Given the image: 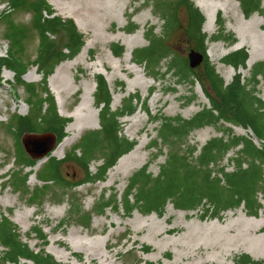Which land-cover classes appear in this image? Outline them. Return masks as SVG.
Instances as JSON below:
<instances>
[{
	"label": "rangeland",
	"instance_id": "rangeland-1",
	"mask_svg": "<svg viewBox=\"0 0 264 264\" xmlns=\"http://www.w3.org/2000/svg\"><path fill=\"white\" fill-rule=\"evenodd\" d=\"M121 1L120 3L115 1V14L110 16V20L106 19L104 22L101 21V10L95 13L97 17L100 15V20L94 19L96 18L94 12L90 10L92 6L102 8L114 0H44L52 17L62 21H72L78 34L83 37L84 45L88 43L87 49L83 45L81 53L79 52L74 58L56 66L45 84L43 83L44 70H39L40 68L36 66H29L22 77L24 84L34 86L39 98L44 99L43 90H47L53 99L58 116L69 120L64 127L66 145L63 150L55 149L56 138L43 131L23 134L19 140L16 138L18 133L16 125H10L13 117L29 116L32 108L24 103L27 93L23 86L17 85L13 73L6 69L2 70L0 75V214L16 227L21 242L27 244L30 250L38 252L39 249H43L45 254L51 256L59 264H174L178 252H184V249L197 239L191 237L192 240H182L181 244L185 248L169 247L159 255L158 245H163L165 239H178L179 237L164 235L161 237L163 240L160 238L151 240L145 232L137 233L136 226L146 222L153 217L152 215L159 219L167 217L165 227L176 223L180 229H183L182 222L192 223L200 231L196 237L208 236L212 241L217 242V245H212L209 251L202 248L199 254H190L187 259L176 261V264H200L203 260H207V264H236V261L244 255L252 261L264 264V258H261V253L264 251V194L261 192L257 194L261 210L255 217L247 215L243 207L218 215L210 210L205 212V205L193 211H180L176 210L169 201L164 209L157 213L145 214L142 209L138 208L127 216L121 209L122 200L132 175L143 167H147V173L155 178L170 154L178 153L187 157L188 152L194 149L193 157L196 158L205 144L213 139L226 136L225 133L228 130L232 131L231 135L244 138L259 149L264 147V141L254 136L249 128L243 129L241 126L222 121L217 125L194 130L183 140L175 141L174 148L168 144H161L157 139L160 119L179 117L190 120L203 107H210L203 92V88L208 87L203 73L206 62L225 85L230 84L236 74L240 75L243 83L250 82L252 67L264 62V0H261V11L248 18L243 16L238 0H209L219 7L211 23L194 2L189 0L204 18L201 32L206 37L205 57L200 51L201 47L194 27L189 28L184 9L179 5L178 0H161L167 15L173 12L176 16L177 23L170 30L165 29L166 17L156 7L158 0ZM3 2L0 0V16L7 9ZM64 5H66V10H62ZM87 5L90 10H86ZM27 7L10 10L8 19H0V59L8 57L9 54V42L5 35L8 30L7 23L10 20L17 27L26 30L21 56L23 61L29 63L37 60L38 33L32 26L34 14L27 10ZM69 7H80V14L87 17L86 20L84 19L86 27L82 28L85 33L80 32L73 18L69 17L70 13L79 18V14L72 13ZM254 15L259 16L255 19L257 23L250 22ZM144 18L147 21H144ZM218 23H221V27ZM208 26L211 27V31L207 30ZM220 30H222V38L217 42L213 41ZM149 31H152V35L162 41L168 53V57L154 70H146L144 67L133 64L135 52L148 46L146 39ZM241 31L244 33L243 36ZM117 32L130 39L131 43L116 38ZM47 36L57 51L66 43V37L62 32ZM228 37L233 39L232 43L226 40ZM115 46L122 48L118 57L111 52ZM239 50H244L247 53V60L253 58V61L251 64L246 61L244 68L240 67L235 70L227 66L224 60L228 54ZM63 53L68 54V50H64ZM194 53L201 54L202 61L190 68L189 56ZM79 54L82 56L76 66L64 67L59 74L56 73L59 66L69 65L70 61ZM176 58L180 60L182 69L187 72L186 76L179 75L180 77L177 78L167 70ZM119 66L127 69L126 73L119 71L117 69ZM56 75L67 84L60 95L56 94L52 83ZM97 76H102L109 87L110 113L121 109L129 97L138 98L140 104L136 105L135 112L117 120L120 129L119 138L127 140L133 146L131 150L118 158L113 167L121 158L134 152L135 158L140 159V162L133 161L124 166L113 180L108 177L113 170L111 167L104 175L103 181L87 182L86 176L93 177L102 170L104 156L96 152L95 160L90 161L88 167L71 163L67 156L72 149L80 145V140L84 135L102 131L99 122L100 108L94 97ZM135 78H138L140 83L134 84ZM192 82H194L193 85H191ZM255 90L256 97L264 102V80L262 78H259V84ZM82 104H85L84 109L91 117L89 124H86L83 130H79V124L74 115L76 109ZM46 108L48 106L44 104L43 111ZM134 117L140 121L137 132H134V127L129 131L130 123L128 122ZM156 119L158 121H155ZM12 128H15L14 131ZM70 128L73 130L67 132L66 130ZM238 130H242V133ZM28 143L31 144L29 147L32 151L38 148L39 154L33 157L36 161L34 167L22 169L16 166L14 157L17 153L20 155L21 150L19 149ZM104 143L107 147V143ZM142 145L145 147H141ZM238 150L239 148L231 149L223 160L211 165L210 169L216 171L223 167L231 172L233 170L232 160L237 157ZM76 153L80 157V151ZM49 157L63 162L59 170L63 185L56 184V182L55 184H44L38 179ZM17 173H20V177L26 176L24 187L14 186L13 178ZM38 191H42L43 196L41 194L33 203H30V194ZM105 203H109L111 207L100 213L98 206ZM117 205L118 208H115ZM169 206L172 207L171 210L167 209ZM240 211L243 215L239 213ZM82 215L88 217V220L82 221L80 219ZM205 227H210V229H204ZM35 229L41 230L46 238L45 244H42V241L33 233ZM202 233L203 236H201ZM95 241L98 242V247H80L81 242L92 244ZM219 245L224 249L223 252L229 250L228 255L219 256L216 251L217 248L220 249ZM145 249H148L146 254ZM4 251L5 248L0 245V257ZM56 254H67V258L56 259ZM0 264H3L1 259ZM19 264L33 263L20 260Z\"/></svg>",
	"mask_w": 264,
	"mask_h": 264
},
{
	"label": "trees",
	"instance_id": "trees-1",
	"mask_svg": "<svg viewBox=\"0 0 264 264\" xmlns=\"http://www.w3.org/2000/svg\"><path fill=\"white\" fill-rule=\"evenodd\" d=\"M2 1H4L3 5H6L7 9L0 16V19H8L10 10L14 11L28 6L27 10L34 14L32 26L38 33L37 60L25 63L21 56L26 30L17 27L10 20L7 23L8 30L5 38L8 39L10 48L8 57L0 59V75L3 69L13 73L17 85L23 86L27 93V99L24 103L27 107L32 108L29 116L13 117L10 125H16L18 133L15 136L18 140L23 134L43 131L53 135L57 145L65 137L64 127L69 120L58 116L53 99L47 90H43L45 98H39L34 86L24 84L22 77L26 74L29 66H36L38 69L40 68L39 70H44L43 83L45 84L56 66L74 58L81 51L84 45L83 37L78 34L72 21H62L52 17V13L44 0H32L31 2L29 0ZM238 2L245 18L261 11V0H238ZM178 3L184 9L189 28L194 27L195 35L201 47L200 51L205 57L204 43L206 37L201 32L204 18L189 0H178ZM156 7L166 17L165 29L173 28L174 24L177 23L173 12L167 15L161 0H158ZM218 25L221 27V23ZM60 32L64 33L66 43L57 51L47 35L54 36ZM221 32L222 30L213 41L217 42L222 38ZM146 40L148 46L135 52L133 64L144 67L146 70H154L160 62L168 57V53L162 41L152 35V31H149ZM226 40L231 43L233 41L230 37ZM64 50H68V54H64ZM111 52L115 57H118L122 48L115 46ZM246 61L247 53L244 50H239L228 54L224 63L238 70L240 67H245ZM167 70L177 78L180 77L179 75L186 76L187 73L182 69L181 62L177 58L173 60ZM203 73L204 79L208 83V87L203 88V92L210 103V107H203L190 120L179 117L160 119L157 139L160 140L161 144H168L174 148L175 141L183 140L194 130L209 125H217L221 121L231 123L234 126H241L243 129L249 128L254 136L264 141V102L255 94L259 78L264 80V62L257 63L252 67L249 83H243L240 75L236 74L233 81L225 85L208 62L205 63ZM95 84L94 97L100 108L99 122L102 131L84 135L80 140V145L72 149L67 156L71 163L84 167H88L90 161L95 160L96 152L104 156L102 170L93 177L86 176L87 182L103 181L104 175L114 166L118 158L132 149V143L119 138L120 129L117 120L132 115L136 105L140 104L137 97L131 96L125 101L121 109L110 113L111 93L105 79L102 76H97ZM193 84L194 82L191 83V85ZM44 104H47L48 108L43 111ZM12 129L14 131L15 128ZM231 134L232 131L228 130L225 133L226 136L209 141L201 148L196 158L193 157L194 149L188 152L187 157L178 153L170 154L159 175L155 178L147 173V167H143L133 174L129 179L121 204L124 214L128 216L138 208L142 209L145 214L161 212L169 201L176 210L180 211H193L205 205V212L210 210L218 215L228 210L243 207L247 215L255 217L261 210L257 201V194L260 192L264 194V147L259 149L252 142ZM104 142L107 143V147L104 146ZM236 148L239 150L237 157L232 160L233 170L231 172L226 171L223 167L216 171L210 169L211 165L223 160V157L231 149ZM19 150H21L20 155L17 153L14 157L16 166L22 169L34 167L36 161L25 153L23 146ZM76 151H80V157L77 156ZM61 163L63 162H58L49 157L38 179L44 184H55L56 182V184L63 185L59 174ZM19 175L20 173H17L13 178L14 186L24 187L26 176L20 177ZM42 193V191L31 193L30 203H33ZM110 207L109 203H105L98 206V210L102 213ZM115 208H118V205ZM80 219L85 222L88 217L82 215ZM33 233L42 241V244L46 243V238L40 229H35ZM0 245L5 248L0 257L3 264H19L20 260L33 264H59L51 256L45 254L43 249H39L38 252L30 250L27 244L21 242L16 227L1 214ZM147 251L148 249H145V252H142L146 254ZM236 264H263V262L252 261L244 255L236 261Z\"/></svg>",
	"mask_w": 264,
	"mask_h": 264
},
{
	"label": "bare ground",
	"instance_id": "bare-ground-1",
	"mask_svg": "<svg viewBox=\"0 0 264 264\" xmlns=\"http://www.w3.org/2000/svg\"><path fill=\"white\" fill-rule=\"evenodd\" d=\"M115 1L117 3H120L122 2L121 0H114V2H111V3H108L106 6L102 7V8H97L95 6H92L91 10L89 9L88 5L86 6V10H90L94 16L96 18L94 19H99L100 15H101V21H104L107 19V20H110V16H112L113 14H115V11H116V5H115ZM195 4V6L200 10V12L204 15V17H206L208 19V21L211 23L212 21V17L213 15L219 10V7L210 2L209 0H192ZM214 2V1H213ZM57 6V5H56ZM60 6V4H59ZM63 6V5H62ZM61 6V7H62ZM97 6V5H96ZM66 5H64V7L62 8V10H66L65 9ZM69 10L74 13H78L79 14V18H77V16H73V15H70L69 13V17L73 18V20L75 21L76 23V26H77V29L80 31V32H83L85 33L82 28H85L86 27V24L84 22V19L86 20V16L80 14V7H69ZM99 10L102 11V14L100 13L99 17H97L95 15V13H99ZM119 16V15H118ZM259 16L257 15H254L252 17V19L250 20V22H255L257 23V21L255 19H258ZM100 20V19H99ZM144 21H147L145 18H144ZM102 23V22H101ZM96 25V24H95ZM120 26V25H119ZM121 27V26H120ZM119 27V28H120ZM207 30L208 31H211V27L208 26L207 27ZM120 31V30H119ZM242 33V36L244 35V33L241 31ZM137 34H140V32H137ZM116 38H119V39H124L126 41H129L131 43V40L124 37V35L120 32H117L115 34ZM241 44V43H240ZM242 45V44H241ZM85 46V49H87L88 47V43H86ZM83 46V48H84ZM83 50V49H82ZM82 52V51H81ZM80 52V53H81ZM82 54H79L78 57H76L75 59H73L72 61H70V64L69 65H61L58 67L56 73L59 74L60 71L64 68V67H73V66H76L78 60L81 58ZM214 61V60H213ZM253 61V58H250L249 60H247V63L248 64H251V62ZM119 71L121 72H125L126 73V70L127 69H124L123 67H118L117 68ZM116 69V70H117ZM141 70V69H140ZM31 80H34L33 77H30ZM52 83L54 85V90L56 92L57 95H60L62 94V92L64 91V89L66 88L67 84L61 80L60 76L58 77V75L54 76L53 79H52ZM134 84H138L140 83L138 78H135V80L133 81ZM144 86H145V83H144ZM85 107V104H82L80 107H78L75 111V118L76 120L78 121V124H79V130H83L86 126V124H89V120H90V114L88 112L85 111L84 109ZM84 109V110H83ZM76 121V122H77ZM130 123V128H129V131L131 130V128L134 127V132H137V127L140 123V121L134 117L133 119H130L128 124ZM71 130L73 129H67L66 131L67 132H70ZM239 132L242 133V130H238ZM133 132V131H132ZM32 137H36V136H32ZM40 139V138H39ZM49 143V141L47 142V144ZM66 145V137L55 147V149H61L63 150L64 147ZM31 144L28 143L27 147L29 148L30 152L33 154V155H38L39 151L38 148L34 149L33 151L30 149ZM46 146V145H45ZM141 147H145V145L141 146ZM140 147V148H141ZM42 149V148H40ZM54 149V150H55ZM139 150V148H137ZM135 153V152H134ZM134 153H131L129 154L128 156L124 157V158H121L119 160V162H117L118 164L113 167V170L109 173L108 177L110 180H113V178L119 173V171L126 165H129L131 164V162H140V159H136L135 158V154ZM134 154V155H133ZM167 209H172L171 206H169ZM241 215L242 212L240 211L239 212ZM153 217H150L146 222H142V223H139L137 226H136V232L137 233H141V232H145L147 237L151 240L153 239H156V238H160L163 237L164 235L166 236H170V237H176L177 236L179 237L178 239H165L164 242H163V245H158V249H159V255L163 254L164 251L166 249H168L169 247H174V248H178V247H184L181 243H182V240H185V239H191L192 238H196L197 240L188 245V247L186 249H184V252L182 253H179L177 254L175 260L176 261H179V260H182V259H187L188 256H190V254H199L200 253V250L203 248L205 251H209L210 250V247L212 245H217V242H214L210 239V237L206 236V237H196L197 235H199L200 231L197 227H195L192 223H189V224H186V223H181V226L183 229H180L179 225H177L176 223H173V224H170L168 227H165L164 225L167 224V217L166 219H159L158 217L155 218L154 215H152ZM185 217L183 216V219ZM157 220L159 222H157ZM181 222V221H180ZM259 228V227H258ZM204 229H210V227H205ZM184 230V231H183ZM230 230V229H229ZM204 231V230H203ZM204 233V232H203ZM203 233L201 234V236H203ZM192 237V238H191ZM163 240V239H161ZM194 241V240H193ZM185 243V242H184ZM84 246H92V247H98V242L95 241L93 242L92 244H88L86 242H81L80 243V247H84ZM72 247V246H71ZM220 249L217 248L216 251H218V254L219 256H226L228 255L229 253V250H226L225 252L224 249L221 248V246L219 245ZM185 248V247H184ZM181 252V251H180ZM222 252V253H221ZM67 255V254H66ZM64 255V254H56V259H65L67 258V256ZM261 258L263 259L264 258V251L263 253H261ZM174 262V264H176L177 262ZM207 260H203L200 262V264H207Z\"/></svg>",
	"mask_w": 264,
	"mask_h": 264
},
{
	"label": "water",
	"instance_id": "water-1",
	"mask_svg": "<svg viewBox=\"0 0 264 264\" xmlns=\"http://www.w3.org/2000/svg\"><path fill=\"white\" fill-rule=\"evenodd\" d=\"M202 55L201 54H198V53H194L193 55L189 56V67L190 68H193L195 67L196 65H198L201 61H202ZM23 149L25 151L26 154H28V156L33 159V157H35L29 150V148L26 146H23ZM47 152V150H46ZM45 154V152H44Z\"/></svg>",
	"mask_w": 264,
	"mask_h": 264
}]
</instances>
